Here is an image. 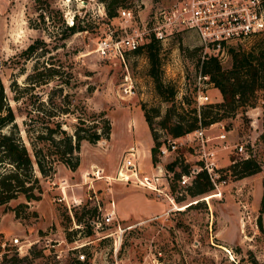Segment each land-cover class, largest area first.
I'll list each match as a JSON object with an SVG mask.
<instances>
[{
	"label": "rangeland",
	"instance_id": "obj_1",
	"mask_svg": "<svg viewBox=\"0 0 264 264\" xmlns=\"http://www.w3.org/2000/svg\"><path fill=\"white\" fill-rule=\"evenodd\" d=\"M110 1L0 0V79L4 101L14 112L22 139L27 142L23 112L33 92L23 85L35 62L43 71L49 65L58 69L34 89L43 100H53L57 113L63 109L82 112L83 107L88 116L104 111L111 121L109 138L94 143L82 140L76 169L59 162L51 175L37 172L40 199L23 205L25 197L19 194L0 204V264H264V211L263 229L257 224L264 177V147L258 138L264 87L256 91L254 106L219 109L231 142L256 136L255 158L261 170L237 177L227 166L240 155L219 151L225 178L221 195L214 196L212 190L189 194L186 187L194 177L183 190L177 173L185 169V162L197 165L193 147L181 142L161 162H150L147 146L150 127L158 138L168 135L159 120L169 109L190 118L201 113L204 104L222 100L216 86H208V101L198 103L194 97L200 61L209 54L203 52L193 30H176L159 40L158 73L165 85L173 87V99L165 100L150 74L147 46L122 57H105L98 44L109 33L115 37L121 32L119 7H131L136 14L133 24L141 26L173 0H119L113 15L107 12ZM71 20L83 29L61 35L59 26ZM35 38L43 40L41 52L25 58L21 52ZM232 44L235 49L264 51V31L249 42ZM221 66L230 68V51ZM259 74L264 84V66ZM179 90L183 94L176 97ZM74 115H61L66 128L75 122ZM254 118L256 130L250 125ZM208 132L215 135L217 130L212 127ZM131 145L138 147L139 171L151 174L162 164L164 174L157 182L167 194L117 178ZM178 156L182 160L172 164ZM109 210L114 211L112 222L97 225Z\"/></svg>",
	"mask_w": 264,
	"mask_h": 264
},
{
	"label": "trees",
	"instance_id": "obj_2",
	"mask_svg": "<svg viewBox=\"0 0 264 264\" xmlns=\"http://www.w3.org/2000/svg\"><path fill=\"white\" fill-rule=\"evenodd\" d=\"M118 1H110V7L107 8L109 15L114 14L115 5H121ZM59 27L61 35L64 36L83 29L82 26L76 24L75 20L71 24L62 22V26ZM42 43L43 40L35 38L22 50L21 55L29 58L33 54L40 53ZM143 45L148 49L150 74L154 78L157 91L164 96L165 100H172L173 87L165 85L158 73L160 66L159 39L152 36L146 44H142L133 51L140 50ZM230 55V68H222L221 62L215 55L205 56L200 61V72L208 75L209 80L219 89L222 100L204 104L205 108L202 112L192 114L190 118H186L183 113L176 115L173 109H169L159 120V124L168 135L178 137L200 125L209 126L213 122L221 120L219 109L222 106L234 109L238 105H256V91L264 87L261 81L262 75L259 74V69L264 66V51L256 52L252 49L242 50L232 47ZM44 69V71L40 69L38 63L35 62L32 70L26 74V81L23 85L24 90L33 91L29 94V101H27L23 112V130L27 142L20 135L19 128L14 121L15 115L12 108L4 101L5 94L0 79V204L6 203L19 194H23L25 197L26 202H22L23 205H27L30 200L40 199L42 187L37 172L43 176L51 175L56 171V165L59 162L72 170L76 169L80 163L79 151L82 140L94 143L102 138H109L111 133V121L104 111L92 112L91 116H88L83 107L82 112L70 109L61 111L75 114V122L69 129L66 128L65 122L62 121L63 113H57L53 106V100L50 97L43 100L39 93L34 91L36 86L47 83L48 79L54 77L58 72V69L51 65L45 66ZM262 103L264 104V93ZM142 108L149 124L150 116L144 105ZM174 115L177 116L175 119ZM9 124H11L10 128L3 130L4 126ZM150 132L154 141L151 146V160L156 162L161 140L151 127ZM258 138L264 147V110L262 130L258 134ZM178 158L182 160V157H175L172 164L180 162ZM232 160L227 168L237 177L261 170V164L254 157L233 158ZM190 168V165L185 162V169L179 171L177 175L189 172ZM262 186L257 217L260 229H263L261 214L264 211V177ZM186 189L191 195L202 194L212 189V183L208 174L201 170Z\"/></svg>",
	"mask_w": 264,
	"mask_h": 264
},
{
	"label": "built area",
	"instance_id": "obj_3",
	"mask_svg": "<svg viewBox=\"0 0 264 264\" xmlns=\"http://www.w3.org/2000/svg\"><path fill=\"white\" fill-rule=\"evenodd\" d=\"M118 12L122 17L121 32L115 37L109 33L98 44L101 54L105 57H122L127 51L140 47L152 36L161 40L176 30L188 29L198 35L203 52L215 55L221 62L228 57L230 49L234 46L233 42H249L264 31V0H173L160 8L158 12H154L150 20L142 22L141 26L133 24L136 21V14L131 7H119ZM71 23L72 20L69 24ZM208 86H214L213 82L209 80L208 75L199 71L196 76L195 90V99L198 103L208 101ZM182 94L183 91L179 90L176 97H181ZM250 125L256 130L255 118L250 121ZM212 127L217 130L215 135L208 132ZM256 133L258 134V131ZM214 139H216L215 142ZM160 140L161 144L157 151L159 162L170 153H174L181 142L193 147L197 165L192 166L189 172L181 173L177 182L185 190V185L190 182V179L199 171H205L212 183L211 193L215 196L221 195L220 186L225 182L221 174L222 168L219 166V151H234L240 155L239 158H255L257 153L256 136L249 135L244 139L231 142L222 120L215 121L209 126L200 125L178 137L164 135ZM137 156L138 147L129 146L117 170V178L131 180L138 186L167 194L157 182L164 174L162 164L158 163L156 171L147 174L138 170ZM167 173L171 175L170 172L167 171ZM113 214V210L104 212L102 219L96 221V224L112 222ZM17 240V237L14 238V241ZM35 241L37 240L33 242ZM45 245H50V239L46 238ZM78 256L80 260L84 259V253Z\"/></svg>",
	"mask_w": 264,
	"mask_h": 264
},
{
	"label": "crops",
	"instance_id": "obj_4",
	"mask_svg": "<svg viewBox=\"0 0 264 264\" xmlns=\"http://www.w3.org/2000/svg\"><path fill=\"white\" fill-rule=\"evenodd\" d=\"M262 130V128L259 129V132ZM150 137H151V142L150 144L147 146V156L149 158V161L151 162V146L153 145L154 141H153V138H152V135L150 133ZM70 170V169H69ZM71 171V170H70Z\"/></svg>",
	"mask_w": 264,
	"mask_h": 264
},
{
	"label": "bare ground",
	"instance_id": "obj_5",
	"mask_svg": "<svg viewBox=\"0 0 264 264\" xmlns=\"http://www.w3.org/2000/svg\"><path fill=\"white\" fill-rule=\"evenodd\" d=\"M214 196H215V194H214ZM206 198V197H205Z\"/></svg>",
	"mask_w": 264,
	"mask_h": 264
}]
</instances>
